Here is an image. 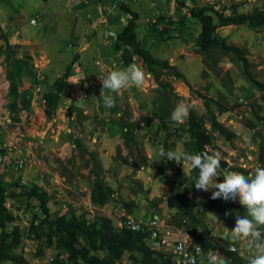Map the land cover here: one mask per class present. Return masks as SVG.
I'll return each mask as SVG.
<instances>
[{
	"label": "rangeland",
	"instance_id": "1",
	"mask_svg": "<svg viewBox=\"0 0 264 264\" xmlns=\"http://www.w3.org/2000/svg\"><path fill=\"white\" fill-rule=\"evenodd\" d=\"M99 2L102 8H98ZM67 3L73 7L69 17L65 16L66 12H61ZM119 3L120 0H0V53L5 50V42L24 44L26 38L31 43L25 45L33 55L32 60L29 59L30 65L23 66L22 74L27 80L21 89H33L32 108L21 112L19 121L7 108L10 100L7 70H12V65L8 66L5 56H0V150L4 153V161L0 162L1 183L15 193L21 191L12 186L19 177L25 186L41 187L51 197L49 208L53 218L70 214L73 210L76 215L89 213L91 217H110L115 227L121 229L123 218L130 217L128 210L115 203L104 207L91 204L90 193L98 176L117 190L121 199L136 205L132 216L138 219H132L142 225L155 213L163 234L170 233L169 239L199 244L204 235L216 243L231 239L235 244H230L229 251L239 252L245 259H250L253 253L247 242L234 240L226 233V229H234L235 216H245L246 209L238 200L235 203L223 199L212 200L215 189L209 190L208 196L205 192H197L190 183L185 184L182 191L196 204L195 211L198 214L201 212L200 224L194 234L187 229L188 221H184L181 228L168 226L169 216L175 215L176 210L168 207L167 199L175 193L178 179L173 171L163 175L157 168V163L162 160L159 152L164 150L165 134L156 132L157 124L151 128L147 124L155 117L156 107L164 97L161 83L168 85L167 103L172 105L173 110L183 101L190 103L200 117L207 119L209 109L216 113L215 103H219L228 109L219 117V121L235 133L236 138L228 141L215 132L214 145L209 149L219 152L222 161L233 167L234 172L245 176L254 175L256 168L264 167L258 161L259 144L261 137H264V108L260 107L263 105L262 93L246 80L231 56L213 51L211 59H208L207 55L199 51L197 38L201 25L188 12L189 7L196 5H216L218 9L226 7L225 13L238 7L237 13L250 14L255 9L264 11V0L130 2L132 8L141 15L137 29L141 44L150 49L155 57L176 66L184 78H176L170 71L161 70L158 72L159 84L154 73L136 58L135 64L150 74L146 85L132 87L119 94L105 89L104 94L112 95L116 100V106L109 109L96 91L99 79L96 62L101 61L108 70L106 76L110 71L127 68L121 64L120 53L114 49V41L123 28L120 24ZM98 13L101 19L95 18ZM88 14L91 18L84 20L90 21L89 39L92 45L90 49L81 50L88 46L89 41L74 42L73 31L77 32L82 24L86 25L83 17ZM34 20L37 25L32 22ZM113 25H116L112 29L115 32L111 31ZM217 34L229 45L244 50L253 76L264 82V27L252 30L246 25L227 26L219 28ZM30 35L32 38H28ZM78 35H82V32ZM76 52L83 54V57H80L81 62L78 61L69 78L71 90L63 95L54 116L47 118L44 94L65 73ZM209 100L213 101L209 102L210 108L207 104ZM256 112L263 119H258L257 128L253 131L246 126V120H256ZM122 117L136 122L140 127L137 131L143 148L140 154L137 149H134L133 155L130 154L124 145L118 126ZM186 121L176 123L170 118L168 123L174 128L184 125ZM207 127L211 129L209 124ZM70 135L79 139L88 152L77 148ZM183 135L184 139L177 141L175 149L186 152L183 141L189 135ZM89 153H93L94 157ZM143 155L148 157L145 164H142ZM22 158L28 160V167L18 170L16 161ZM134 162L142 164L138 170ZM178 165L189 178L192 169ZM220 182H223V172L217 179V183ZM6 207L14 216L12 226L18 225L24 233V244L19 251L32 264H54L58 259L56 241L48 249L46 236L37 241L36 234L27 232L32 223L38 225L44 218L40 204L35 199L14 197L6 203ZM226 212L230 214L225 215ZM81 241L84 243V240ZM41 246L44 250L42 256L39 255ZM232 247L236 250L233 251Z\"/></svg>",
	"mask_w": 264,
	"mask_h": 264
},
{
	"label": "trees",
	"instance_id": "2",
	"mask_svg": "<svg viewBox=\"0 0 264 264\" xmlns=\"http://www.w3.org/2000/svg\"><path fill=\"white\" fill-rule=\"evenodd\" d=\"M135 0H120L119 10L121 15H125L126 21L123 28L117 35L114 41V49L120 53L121 64L125 67L135 63L136 58H139L143 65L149 68L154 73L157 82L160 84L158 72L168 70L176 78H184L176 66H172L169 61L155 57L151 50L144 47L138 39V25L141 15L135 11L131 3ZM140 1V0H138ZM224 9H218L216 5H196L188 8V12L192 18L199 20L201 31L197 38L199 51L211 59L210 54L217 51L222 55L231 56L233 62L241 68L246 80L255 86L262 93L261 108H264V82H260L253 76L251 72L250 61L248 60L243 49L234 45H229L225 39L219 37L218 29L227 26H243L246 25L252 30H258L264 27V11L255 9L250 14L237 13L238 7H233L230 13H225ZM154 30L157 31L156 26ZM16 48L18 45H12L9 42L5 44V50L0 53V56L5 55V61L8 66L13 64L18 65L17 70H7V79L9 85V103L8 110L14 116L16 121H19V115L23 111H30L33 102V89L31 87L23 88V66L18 58L14 61L15 56H19ZM80 60V54L76 53L71 62L67 65L65 73L60 76L52 86L51 90L44 94L45 114L47 118H52L60 106V102L64 94L71 90L69 78L71 73ZM164 87V97L160 101V105L156 107V115L151 118L148 128L157 124V133L164 132L163 139L164 151L170 149L175 150L177 141H182L183 134L189 135V138L184 142L187 153L200 154L209 150V147L214 145V134L225 137L228 141L236 138V134L227 129L220 121L219 117L225 114L228 109L215 103L216 113L209 109L207 119L200 117L191 107L189 117L184 125L174 128L169 126L168 120L173 112L172 105L167 103L168 93L166 92L168 85L161 83ZM209 100L207 102L209 107ZM210 108V107H209ZM71 116V115H70ZM256 120H246V126L250 130H256L258 119H263L256 112ZM157 122V123H155ZM207 124L211 129L208 130ZM121 137L124 141L126 149L133 155L134 149H137L139 154L143 151L140 145L137 131L140 129L136 122L127 121L122 117L118 123ZM74 144L81 150L84 148L82 142L70 135ZM207 146V148L205 147ZM2 154V155H1ZM2 150L0 155L3 156ZM93 158V153H89ZM142 157V164L148 160L147 156ZM258 161L264 166V137H261L259 144ZM142 164L134 162V167L138 170ZM157 168L165 175L169 171H173L178 179L177 189L167 199L168 207L176 210L175 215L169 216L168 225L181 228L184 221H188L187 229L191 234L200 224L201 212L195 211L196 204L192 203L186 196L182 188L185 184L190 183L195 189V182L198 179L199 170L192 169L190 177L187 178L182 172L181 166L173 161H166V158L157 163ZM221 172L223 170L234 171L228 163L221 160ZM190 181V182H189ZM12 186L21 189L19 193L10 191L9 187L2 184L0 181V264H32L20 251V247L24 244V233L20 227L12 226L14 216L6 207V203L13 200L14 197L24 199H35L39 204L44 216L40 224H31L27 231L28 233L36 234L37 241L42 240L46 236V247L49 249L56 241L55 251L58 258L54 264H177L174 254H166L161 251L153 250L150 243V232L148 230L141 232H133L126 227L117 229L113 220L110 217H91L89 213L76 215L72 210L70 214L53 218L49 208L51 201L50 195L41 189L38 185L31 187L25 186L19 177ZM196 190V189H195ZM203 192L204 191H198ZM206 195L210 196L207 192ZM91 204L95 207H104L115 203L120 207L129 211L130 217L134 214L136 205L121 199L117 190L107 185L103 179L98 176L95 178L91 193ZM153 213V212H152ZM247 211H245V215ZM129 217V218H130ZM135 218V217H131ZM152 218L158 220L157 214L153 213ZM128 219V218H127ZM123 218V220H127ZM136 220L138 218H135ZM151 219V218H149ZM262 237H264V227L260 228ZM29 233V234H30ZM84 240V243L81 241ZM234 243L231 239L222 240L220 243L213 242L210 237L204 235L201 246L205 252L214 250L220 255L228 257L232 264H249V259H245L239 252L229 251L230 244ZM43 247H40L39 255H44ZM61 255H65L68 260L63 262L60 259ZM204 261H199L198 264H203Z\"/></svg>",
	"mask_w": 264,
	"mask_h": 264
},
{
	"label": "clouds",
	"instance_id": "3",
	"mask_svg": "<svg viewBox=\"0 0 264 264\" xmlns=\"http://www.w3.org/2000/svg\"><path fill=\"white\" fill-rule=\"evenodd\" d=\"M113 37L114 33H110ZM149 73L143 68L133 63L124 70L110 71L102 81L101 95L106 108H114L116 100L112 95H105L104 90L110 93H121L132 87L141 88L147 83ZM191 104L180 102L171 113V120L176 123H183L188 117ZM207 148V146H205ZM160 157L166 161H173L182 164L183 168L190 167L198 169L199 175L195 182V189L208 192L211 189V199H223L232 203L239 201L247 214L245 216H235V227L226 233L234 240L247 242L248 248L252 251L249 264H264V237L260 228L264 227V167L255 169L254 175L245 176L241 173L223 170V182L217 183L221 177V154L209 149L200 154L187 153L181 149L159 152ZM230 213H225L229 215ZM208 264H230V260L218 252L208 253Z\"/></svg>",
	"mask_w": 264,
	"mask_h": 264
},
{
	"label": "built area",
	"instance_id": "4",
	"mask_svg": "<svg viewBox=\"0 0 264 264\" xmlns=\"http://www.w3.org/2000/svg\"><path fill=\"white\" fill-rule=\"evenodd\" d=\"M32 22L36 24V20ZM96 66L99 69V79L96 82V91L97 93H99V95H101V82L104 78H106V72H108V70H106L105 66L102 64L101 61H97ZM2 161H4V158L0 155V162ZM26 167H28V160L26 158H22L16 161V168L18 170H22ZM122 226L126 227L128 230H131L133 232H141L148 230L150 232L149 239L152 248L154 250H158L166 254H174V256L176 257L177 264H198L201 260H203L204 262H208V253L210 251L215 252L214 250L205 252L204 248L199 243H192L187 240L184 241L178 239H169L170 233L164 235L163 230H161L162 226L160 225V221L155 218L149 219L147 223L142 225L131 217H128V219L123 222ZM233 248L234 247H232V249ZM235 250L236 249L234 248L233 251ZM60 259L63 262L68 260L65 255H61ZM52 260H54V258Z\"/></svg>",
	"mask_w": 264,
	"mask_h": 264
},
{
	"label": "crops",
	"instance_id": "5",
	"mask_svg": "<svg viewBox=\"0 0 264 264\" xmlns=\"http://www.w3.org/2000/svg\"><path fill=\"white\" fill-rule=\"evenodd\" d=\"M91 1V0H90ZM94 1H98V0H94ZM141 1V0H140ZM100 3V2H99ZM107 4V3H106ZM106 4H104V5H106ZM101 5H102V3H100V5H99V7L98 8H102L101 7ZM65 6V5H64ZM67 6V7H66ZM66 6L64 7L65 8V10H61V8H60V10H61V12L62 11H64V12H66L67 14H65V16H67L68 15V17H69V15H70V12L71 11H73V7H69L68 6V3L66 4ZM63 8V7H62ZM101 10V9H100ZM68 11H69V13H68ZM92 10L90 9V12H91ZM56 12H59V11H56ZM73 13V12H72ZM57 14V13H56ZM55 14V15H56ZM94 16V15H93ZM57 17H60V16H57ZM62 17H64V16H62ZM84 18H91V15H87L86 17L84 16L83 17V20H84ZM95 18L96 19H101L102 18V16L100 15V13H98L97 15H95ZM126 21V17H125V15H121V22H120V24L122 25V27H123V24H124V22ZM84 22H85V24L87 25V29H86V25H84V24H82V27L81 28H78L77 29V32L76 31H73V35H74V42H77V41H84V40H88L89 42H88V46L87 47H82L81 48V50H83V49H88L91 45H92V43L90 42V39H89V37H90V24H89V20L88 21H85L84 20ZM140 22V21H139ZM37 25V24H36ZM76 25H73V27H75ZM114 27H116V25H113V27L111 28V31L112 32H115V30H112ZM93 28V27H92ZM94 29H96L95 27H94ZM87 30V31H86ZM80 32H82V35H78V33H80ZM106 35L108 34V32L106 31V33H105ZM32 35H34V33L32 34ZM32 35H30L28 38H30ZM26 36H28V35H26ZM32 38V37H31ZM95 39V38H94ZM15 42H17V41H15ZM31 43V41H30V39H26L25 38V40H24V44H21V43H12V42H9L10 44H12V45H18L19 46V48H16V50L18 51V53H19V56H15V58H14V61H16L17 62V60H18V58H20L21 59V63L22 64H24V67H26L27 66V64L28 65H30V61H29V59L30 60H32V58H33V55L30 53V51H29V49H28V47H26V43L27 44H30ZM5 44H6V42H5ZM85 46V45H84ZM90 49V48H89ZM76 53H79L80 54V52H76ZM81 56L80 57H83L82 55L83 54H80ZM5 56V55H4ZM19 61V60H18ZM80 62H81V59L79 60ZM81 63H79L78 65H80ZM77 65V64H76ZM17 69V64H13L12 65V70H16ZM24 79H23V85H24V82H25V79H26V77H23ZM27 80V79H26Z\"/></svg>",
	"mask_w": 264,
	"mask_h": 264
}]
</instances>
